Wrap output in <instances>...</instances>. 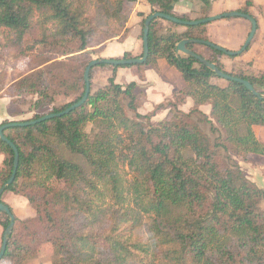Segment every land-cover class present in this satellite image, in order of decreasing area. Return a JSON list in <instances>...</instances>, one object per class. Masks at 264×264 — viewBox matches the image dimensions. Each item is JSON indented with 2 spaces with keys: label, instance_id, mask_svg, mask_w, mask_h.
<instances>
[{
  "label": "trees",
  "instance_id": "1",
  "mask_svg": "<svg viewBox=\"0 0 264 264\" xmlns=\"http://www.w3.org/2000/svg\"><path fill=\"white\" fill-rule=\"evenodd\" d=\"M128 1L134 0H0L2 47L15 57H30L28 74L10 84L0 78V93L7 88L11 102L33 96L31 119L78 101L91 54L127 36L129 28L118 34L128 19ZM179 1L147 0L152 12L191 20L173 13ZM195 1V19L208 16L212 0ZM159 20L150 23L147 59L124 66L135 69L137 80L115 82L122 66L110 65L113 76L92 91L93 67L90 93L80 107L3 130L18 150L15 176L4 192L24 196L34 214L15 216L0 264H26L45 244L52 264H264V188L232 158L264 156L254 130L264 127V99L236 81L213 83L211 69L176 53L182 39L209 40L207 23L167 21L169 27L158 33ZM178 26L184 30L176 31ZM200 45L187 48L223 70L216 55L224 53L208 47L212 54L205 57ZM159 59L180 72L184 85L143 114L140 82L145 68L158 70ZM231 75L264 90V73ZM56 96L72 100L56 106ZM187 98L192 105L185 111ZM164 105V118L151 121ZM0 153L1 188L12 174L14 152L0 139ZM8 223L0 211V226Z\"/></svg>",
  "mask_w": 264,
  "mask_h": 264
},
{
  "label": "rangeland",
  "instance_id": "2",
  "mask_svg": "<svg viewBox=\"0 0 264 264\" xmlns=\"http://www.w3.org/2000/svg\"><path fill=\"white\" fill-rule=\"evenodd\" d=\"M233 1V0H232ZM197 3V2H196ZM245 3V4H244ZM134 2L128 1L124 3L123 11L125 14L133 9ZM198 4V3H197ZM239 9H246L257 21L256 32L250 41L247 49L239 55L228 56L226 54L216 55V59L221 63L224 71L231 74H243V75H261L264 73V0H241L239 3ZM199 4L193 7V11L190 12L188 17L195 19L198 17ZM131 13V12H130ZM128 18V16H127ZM225 18L209 22L210 28L215 32H222V38L217 40H211L212 42L221 45L229 50H238L248 32L250 30V23L243 18L231 17L229 20L222 21ZM124 24V28L119 31L120 36L124 34L125 28H129L130 24ZM169 23L162 19L159 20L157 25V32L162 33ZM140 26L138 28L137 39L140 41V46L137 49L136 54L131 53L132 57H140L142 54V38L140 37ZM129 30V29H128ZM176 31L184 30L183 27L178 26ZM130 30L128 31V33ZM127 33V34H128ZM134 32L127 38V46L132 43ZM119 36V37H120ZM216 36V34L214 35ZM220 40V42H217ZM5 42V36L0 35V78H5L6 83L10 84L14 80L28 74V63L30 57H15L14 53L3 48L2 45ZM107 42L103 46V50L94 51L91 54L92 59L97 58H110L105 55L109 52L115 51L113 47L105 49ZM113 48V49H112ZM197 50L205 57L211 56V50L204 45L197 47ZM115 59H121V57H111ZM118 74L115 72V82L124 84L130 81L137 80L136 71L132 67H119ZM150 69V70H149ZM145 70H148L147 76ZM145 79L140 82V85L144 88L146 93L145 100L141 103L139 111L143 114L153 110L155 104L163 102L165 98H170L172 94L184 85L183 78L180 72L169 66L164 59L160 60V66L158 70L152 68L144 69ZM113 76L112 67L96 66L92 70L91 76V89L96 91L107 84L108 78ZM212 82L220 86L226 84V80L213 77ZM264 91V90H263ZM169 96V97H167ZM33 96L22 97L19 102H11L7 88L0 93V123L3 121H22L31 119L34 115V111H31V101ZM72 100V97L66 98L64 96H56V106H61ZM188 102H191L190 98H187ZM187 100L181 105V108L188 111L190 106L187 105ZM190 100V101H189ZM203 112L208 113L209 106H201ZM168 110V107L164 105L163 108H159L155 111L154 117L151 121L160 120L164 118ZM89 128V127H87ZM203 128L208 131L207 126ZM254 130L258 140L264 142V127L254 126ZM235 162L240 166L243 174L256 184L259 188H264V156L253 153H248L245 157L233 156ZM3 154L0 153V166L2 164ZM60 184V183H56ZM2 201L8 204L15 216L23 219L34 214V210L28 204L27 199L22 195L14 194L10 191H5L2 195ZM261 208L264 209V201L261 203ZM4 227L0 226V245L2 240V234ZM26 264H52V251L49 245H42L39 247L36 258L29 260Z\"/></svg>",
  "mask_w": 264,
  "mask_h": 264
},
{
  "label": "water",
  "instance_id": "3",
  "mask_svg": "<svg viewBox=\"0 0 264 264\" xmlns=\"http://www.w3.org/2000/svg\"><path fill=\"white\" fill-rule=\"evenodd\" d=\"M231 17H239V18H244L250 23V30L248 32V35L246 36L242 46L238 50H229L225 47H222L221 45H218L210 40H201V39H196V38H187V39H182L180 40L177 45H176V53H183L185 55L191 56L193 58H196L199 62L207 66L209 69H211L216 77L222 78L224 80H229V81H236L244 85L253 95L257 96L258 98H263L264 99V91H258L254 88V86L246 79L240 78L238 76H234L229 74L228 72L221 70L216 66L215 63L208 61L206 58L200 56L199 54L193 52L192 50L187 48V44L189 43H196V44H201L210 48H213L215 50H218L228 56H235L242 54L248 47L250 41L252 40L256 29H257V21L256 19L249 13L241 12V11H228V12H223L221 14L217 15H210L206 16L203 18H198V19H191V20H182L176 16L168 15L159 11H154L148 14L145 17L144 20V26L142 30V54L140 57H131V58H121V59H115V58H97V59H92L91 61L88 62L87 66L85 67L84 70V82H85V87H84V93L83 96L76 102L72 103L70 106L66 107L64 110L56 113H47L44 114L38 118L35 119H30V120H24V121H10L6 122L4 124L0 125V139L6 142L13 150L14 152V162H13V171L10 176V178L7 180V182L0 188V211L4 212L7 214L9 218V223L5 227L3 234H2V240H1V245H0V260L2 256L5 253L8 238L12 232V228L14 225V218L15 215L11 212L9 206L1 201V195L4 192L5 188L7 185H9L15 176L17 165H18V150L15 144L10 141L8 138H6L3 134V130L8 128V127H14V126H28V125H33L39 122H42L44 120L53 118V117H58L63 114H66L70 112L71 110L80 107L84 102L86 101L89 93H90V76L89 72L91 68L95 66H99L101 64H107L111 66H126V65H133V64H139L143 63L149 53V43H148V36H149V28H150V23L155 20V19H162L165 21H171L179 25H199V24H206L215 20H219L222 18H231Z\"/></svg>",
  "mask_w": 264,
  "mask_h": 264
},
{
  "label": "crops",
  "instance_id": "4",
  "mask_svg": "<svg viewBox=\"0 0 264 264\" xmlns=\"http://www.w3.org/2000/svg\"><path fill=\"white\" fill-rule=\"evenodd\" d=\"M133 9L131 11H128L126 14L128 16V23L130 24L129 30L130 32L127 34V36L122 40L119 41L117 38L110 40L107 42L105 49H108V47H113L115 51L109 52V54L105 55L107 57H121L125 52H130L133 54H136L138 47L140 46V41L139 39L136 38L138 35V28L140 26V22L143 18H145L148 14L152 12V8L147 2V0H134ZM241 0H212V4L210 7V11L208 13V16L210 15H217L221 14L223 12H228V11H234L240 8L239 3ZM245 4V3H244ZM198 5L195 0H182L176 3L173 7V13L176 15H189L191 11H193V7ZM131 12V13H130ZM239 18V17H236ZM230 18H225L222 21L229 20ZM244 19V18H243ZM165 21V20H164ZM207 32H208V37L209 40H217L218 38H222V32L218 31L215 32L210 28V25L207 24ZM134 32V38L132 43H130L127 46V38L128 36ZM216 34V36H214ZM217 42H220L218 40ZM221 43V42H220ZM112 48V49H113ZM160 60H158V65L160 66ZM148 69V68H147ZM117 69L116 73L118 74ZM150 70V69H149ZM148 70H145V75L147 76ZM181 88V87H179ZM169 97V96H167ZM187 100V99H186ZM190 101V100H189ZM187 105L188 107L192 105V100L191 102H188L187 100Z\"/></svg>",
  "mask_w": 264,
  "mask_h": 264
}]
</instances>
